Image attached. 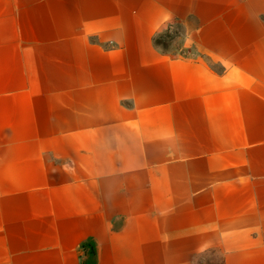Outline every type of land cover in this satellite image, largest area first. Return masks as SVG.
<instances>
[{"label": "crops", "instance_id": "obj_1", "mask_svg": "<svg viewBox=\"0 0 264 264\" xmlns=\"http://www.w3.org/2000/svg\"><path fill=\"white\" fill-rule=\"evenodd\" d=\"M216 259L264 264V0H0V264Z\"/></svg>", "mask_w": 264, "mask_h": 264}, {"label": "rangeland", "instance_id": "obj_2", "mask_svg": "<svg viewBox=\"0 0 264 264\" xmlns=\"http://www.w3.org/2000/svg\"><path fill=\"white\" fill-rule=\"evenodd\" d=\"M182 36L181 27L179 25H173L165 33L159 35L157 40L167 45H176L179 43ZM219 259H216L215 264H218Z\"/></svg>", "mask_w": 264, "mask_h": 264}]
</instances>
